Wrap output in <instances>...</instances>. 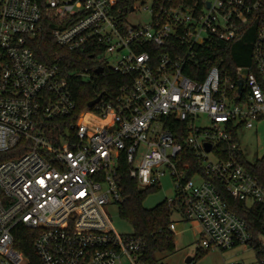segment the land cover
<instances>
[{"label": "built area", "instance_id": "2783aa9c", "mask_svg": "<svg viewBox=\"0 0 264 264\" xmlns=\"http://www.w3.org/2000/svg\"><path fill=\"white\" fill-rule=\"evenodd\" d=\"M263 8L264 0H0V154L21 143L25 151L0 163V264H28L15 249L18 225L39 231L41 264H146L145 243L116 233L107 213L126 200L123 161L143 190L171 178L176 196L168 202L179 201L186 221L199 227L201 248L250 247L248 225L220 187L264 207V186L244 168L233 132L264 119V19L254 46L261 79L250 67L237 68L235 78L214 67L201 82L184 71L196 48L237 40ZM45 13L59 47L101 50L99 62L129 78L114 100L103 97L59 133L54 125L76 113L71 76H94L36 60L29 44ZM203 117L211 126L198 124ZM185 146L200 162L191 178L181 169Z\"/></svg>", "mask_w": 264, "mask_h": 264}, {"label": "trees", "instance_id": "16d2710c", "mask_svg": "<svg viewBox=\"0 0 264 264\" xmlns=\"http://www.w3.org/2000/svg\"><path fill=\"white\" fill-rule=\"evenodd\" d=\"M204 0H176L178 4L187 6L202 5ZM264 19V8L250 17L247 25L242 27L241 36L231 43L215 41L210 47L196 48V55L193 61L185 69L187 77L201 82L207 73L214 67L219 69L225 78H235L236 70L240 67H250L261 79L256 69L254 46L258 36L260 22ZM52 15L45 13L42 20V31L30 41V47L35 58L46 66L59 65L65 73L73 74L78 71L90 72L93 79L85 80L80 78H70V92L76 104V113L73 118L62 119L54 126L53 133L63 131L71 123H75L78 117L91 109L89 103L103 95L104 101L114 100L119 89L129 82V78L110 72L98 60L101 50L89 47L86 50L76 53L68 52L59 47L53 37ZM99 68H104V73L97 74ZM178 123L174 122L170 126L173 134L180 142L183 139L177 134ZM235 138L238 140L237 131L233 130ZM22 145V143H21ZM21 145L10 152L0 154V163L18 159L25 154ZM181 169L191 178L195 171H199L200 162L195 154L184 147L181 152ZM242 164L244 168L254 177H257L264 186V157L255 163H249L242 154ZM124 166L123 188L125 202L119 205L120 217L127 221L133 228V235L140 238L145 243L144 261L146 264H159L157 255L160 253H174L176 251V237L170 230L173 223L172 215L175 209L183 211L179 201L173 203L167 200L161 202L153 209H146L144 202L151 194L158 192L161 187H153L143 190L135 180L127 176V166ZM224 202L229 209L243 219L251 232L252 243L250 247L256 252V259L259 264H264V207L258 203L247 205L245 202L233 198L224 188L220 187ZM39 231L29 229L23 225H18L13 230L15 249L21 252L28 264H41L35 250V241ZM204 254V253H203ZM199 257V256H198Z\"/></svg>", "mask_w": 264, "mask_h": 264}, {"label": "rangeland", "instance_id": "374dc122", "mask_svg": "<svg viewBox=\"0 0 264 264\" xmlns=\"http://www.w3.org/2000/svg\"><path fill=\"white\" fill-rule=\"evenodd\" d=\"M143 19H146V13H143ZM133 23H138L136 18ZM198 124L211 126V122L206 117H203ZM237 136L244 158L249 163H255L264 157V119L260 123H255L253 129L239 128ZM194 182L199 183V180L194 179ZM175 196L174 183L169 176H165L162 178L161 189L148 196L144 202V207L153 209L165 200H173ZM252 203L249 201L248 205ZM107 213L111 226L116 233L121 235L133 234L132 226L120 217L119 206H109ZM172 221L176 223V251L158 254L157 261L159 264H186L189 257L196 258L192 264H230L231 262L235 264H259L255 250L249 246H238L228 251H206L201 248L199 227L193 222L186 221L183 212L178 208L173 211Z\"/></svg>", "mask_w": 264, "mask_h": 264}, {"label": "water", "instance_id": "95a60500", "mask_svg": "<svg viewBox=\"0 0 264 264\" xmlns=\"http://www.w3.org/2000/svg\"><path fill=\"white\" fill-rule=\"evenodd\" d=\"M210 3L207 4L208 7H210ZM97 74H102L104 73V68H99L97 71H96ZM239 87L241 88L242 87V83L240 82L239 83ZM103 99V95H100L97 99H95L94 101L90 102L88 107L90 109H92L94 106H96L100 101H102ZM206 150L207 152H210L211 151V145L207 144L206 145ZM195 257H189L187 260H186V264H192L194 261H195Z\"/></svg>", "mask_w": 264, "mask_h": 264}, {"label": "crops", "instance_id": "0c3cea01", "mask_svg": "<svg viewBox=\"0 0 264 264\" xmlns=\"http://www.w3.org/2000/svg\"><path fill=\"white\" fill-rule=\"evenodd\" d=\"M261 121H263V119H262V120H260V121H259V123H260ZM240 148H241V147H240ZM242 154H243V152H242ZM243 155H244V154H243Z\"/></svg>", "mask_w": 264, "mask_h": 264}, {"label": "flooded vegetation", "instance_id": "af4514ba", "mask_svg": "<svg viewBox=\"0 0 264 264\" xmlns=\"http://www.w3.org/2000/svg\"><path fill=\"white\" fill-rule=\"evenodd\" d=\"M196 261V260H195Z\"/></svg>", "mask_w": 264, "mask_h": 264}]
</instances>
